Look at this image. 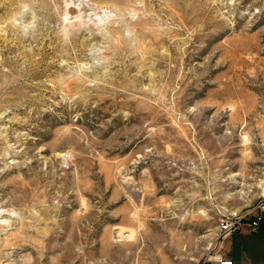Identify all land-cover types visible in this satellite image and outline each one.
Returning <instances> with one entry per match:
<instances>
[{"label":"rangeland","instance_id":"rangeland-1","mask_svg":"<svg viewBox=\"0 0 264 264\" xmlns=\"http://www.w3.org/2000/svg\"><path fill=\"white\" fill-rule=\"evenodd\" d=\"M263 193L264 0H0V264H200Z\"/></svg>","mask_w":264,"mask_h":264},{"label":"built area","instance_id":"built-area-1","mask_svg":"<svg viewBox=\"0 0 264 264\" xmlns=\"http://www.w3.org/2000/svg\"><path fill=\"white\" fill-rule=\"evenodd\" d=\"M262 224H264V193L253 203L229 210L220 216L213 232L214 243L211 247V250L216 248V251L203 259L200 264H232L219 246L226 237L242 229L249 233L257 232Z\"/></svg>","mask_w":264,"mask_h":264},{"label":"crops","instance_id":"crops-1","mask_svg":"<svg viewBox=\"0 0 264 264\" xmlns=\"http://www.w3.org/2000/svg\"><path fill=\"white\" fill-rule=\"evenodd\" d=\"M236 233H240V234H244V235H250V234H254V233H249V232H247L246 230H240V231H238V232H236ZM256 233V232H255ZM232 235H234V234H232ZM232 235H230V236H228V237H226L225 238V240H224V246H226V244L228 243V245H229V243H230V238L232 237ZM225 254H226V256L228 257V259H230L231 261H232V264H234V261H233V259L230 257V255H229V252H228V250L226 251L225 250V252H224Z\"/></svg>","mask_w":264,"mask_h":264},{"label":"bare ground","instance_id":"bare-ground-1","mask_svg":"<svg viewBox=\"0 0 264 264\" xmlns=\"http://www.w3.org/2000/svg\"><path fill=\"white\" fill-rule=\"evenodd\" d=\"M116 228H117V229H116V230H117V234H116V235H117L118 237H123V238H124V237H128V236L131 235V234H130V235H124L125 230H124V228H122V227H116ZM130 232H131V231H130ZM118 237H117V238H118ZM119 239H120V238H119ZM120 240H121V239H120Z\"/></svg>","mask_w":264,"mask_h":264}]
</instances>
